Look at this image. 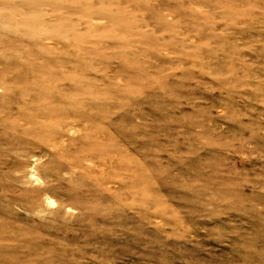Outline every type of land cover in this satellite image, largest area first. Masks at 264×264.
I'll use <instances>...</instances> for the list:
<instances>
[{
    "label": "rangeland",
    "instance_id": "1",
    "mask_svg": "<svg viewBox=\"0 0 264 264\" xmlns=\"http://www.w3.org/2000/svg\"><path fill=\"white\" fill-rule=\"evenodd\" d=\"M0 264H264V0H0Z\"/></svg>",
    "mask_w": 264,
    "mask_h": 264
}]
</instances>
